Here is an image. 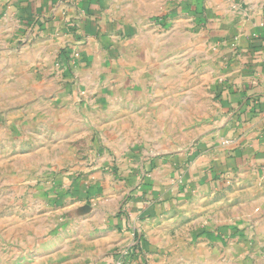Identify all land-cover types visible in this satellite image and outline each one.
<instances>
[{"label":"crops","instance_id":"1","mask_svg":"<svg viewBox=\"0 0 264 264\" xmlns=\"http://www.w3.org/2000/svg\"><path fill=\"white\" fill-rule=\"evenodd\" d=\"M157 12L167 28L185 14L205 38L194 48L209 57L214 105L203 110L194 98L184 149L154 154L135 142L124 161L62 175L51 201L69 230L66 249L82 264H114L129 247L126 264H169L175 232L210 223L223 204L264 227V0H0V55L44 74L62 62L72 76L67 55L77 50L82 94L98 90L123 115L147 114L152 106L137 110L132 100L154 87V46L137 37Z\"/></svg>","mask_w":264,"mask_h":264},{"label":"rangeland","instance_id":"2","mask_svg":"<svg viewBox=\"0 0 264 264\" xmlns=\"http://www.w3.org/2000/svg\"><path fill=\"white\" fill-rule=\"evenodd\" d=\"M163 13L157 12V20L142 26L148 32L137 37L154 46L147 72L154 98L141 90L132 100L137 110L144 106L140 102L152 106L147 114L123 115L117 100H100L98 90L82 94L77 50L67 55L72 76L62 62L44 74L0 55V264H82L73 258V248L66 249L69 230L51 201L62 175L85 172L104 158L124 161L135 142H145L144 149L154 154L192 142L194 98L201 95L203 110L214 105L210 60L206 51L194 48L205 38L195 34L193 22L184 14L180 27L167 28ZM136 127L142 129L131 130ZM212 214L210 223L189 221L175 232L169 264H264V227L226 204Z\"/></svg>","mask_w":264,"mask_h":264},{"label":"built area","instance_id":"3","mask_svg":"<svg viewBox=\"0 0 264 264\" xmlns=\"http://www.w3.org/2000/svg\"><path fill=\"white\" fill-rule=\"evenodd\" d=\"M131 254V248H124L120 251V257L114 264H126L128 256Z\"/></svg>","mask_w":264,"mask_h":264}]
</instances>
